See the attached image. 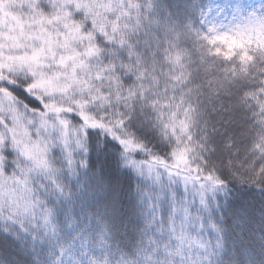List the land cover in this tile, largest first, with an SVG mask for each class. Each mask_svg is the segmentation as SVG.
Here are the masks:
<instances>
[{
    "label": "snow or ice",
    "instance_id": "6c2138e0",
    "mask_svg": "<svg viewBox=\"0 0 264 264\" xmlns=\"http://www.w3.org/2000/svg\"><path fill=\"white\" fill-rule=\"evenodd\" d=\"M0 264H264V0H0Z\"/></svg>",
    "mask_w": 264,
    "mask_h": 264
}]
</instances>
